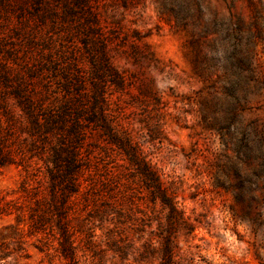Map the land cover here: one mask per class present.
Listing matches in <instances>:
<instances>
[{
    "label": "rangeland",
    "instance_id": "obj_1",
    "mask_svg": "<svg viewBox=\"0 0 264 264\" xmlns=\"http://www.w3.org/2000/svg\"><path fill=\"white\" fill-rule=\"evenodd\" d=\"M103 41L124 79L108 112L176 212L91 126L68 210L74 260L30 226L38 180L10 164L0 195L22 209L0 215V264H163L168 245L175 264H264V0H0L5 75L57 107L90 106L79 86Z\"/></svg>",
    "mask_w": 264,
    "mask_h": 264
},
{
    "label": "trees",
    "instance_id": "obj_2",
    "mask_svg": "<svg viewBox=\"0 0 264 264\" xmlns=\"http://www.w3.org/2000/svg\"><path fill=\"white\" fill-rule=\"evenodd\" d=\"M91 69L88 78L81 80L79 89L84 97L91 99L90 106L72 109L69 105L57 107L48 98L37 97L29 84L12 85L6 73L10 68L0 60V85L5 91L0 93V167L19 164L33 168V176L38 180L37 190L28 195L34 207H30V226L36 230L49 229L57 238L62 255L75 258V246L69 226L68 210L71 197L79 192L77 175L83 166V156L78 145L91 126L100 129L106 141L115 144L129 157L144 187L151 194L153 203L158 200L173 212L166 189L159 177L146 163L139 152L124 144L119 136L118 124L114 125L107 106L110 86L121 87L124 79L113 66L108 55L107 44L103 41L100 49L90 57ZM84 78V76H80ZM86 82L89 83L88 88ZM15 107L20 109L16 113ZM26 135V136H24ZM38 161H42L45 172ZM43 178L38 179L40 175ZM42 181L46 183L43 189ZM50 198V199H48ZM21 206L0 195V215L15 214L21 218ZM163 264H175L173 252L166 247Z\"/></svg>",
    "mask_w": 264,
    "mask_h": 264
}]
</instances>
